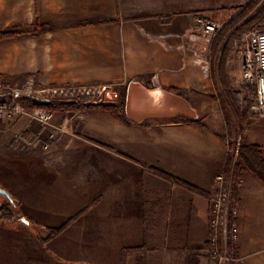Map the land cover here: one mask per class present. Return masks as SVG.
Instances as JSON below:
<instances>
[{"label": "crops", "instance_id": "obj_1", "mask_svg": "<svg viewBox=\"0 0 264 264\" xmlns=\"http://www.w3.org/2000/svg\"><path fill=\"white\" fill-rule=\"evenodd\" d=\"M248 1L0 0V33L16 32L0 39V76L15 90L125 91L130 81L199 90L195 16L221 20ZM243 128L239 139L264 158V117ZM225 135L222 124L134 123L98 109L53 111L47 125L0 119V187L10 195L0 202L11 215L0 219V264H120L124 252V264H210L208 197L228 158ZM237 222L235 264H264V183L248 170Z\"/></svg>", "mask_w": 264, "mask_h": 264}, {"label": "rangeland", "instance_id": "obj_2", "mask_svg": "<svg viewBox=\"0 0 264 264\" xmlns=\"http://www.w3.org/2000/svg\"><path fill=\"white\" fill-rule=\"evenodd\" d=\"M211 16V15H210ZM218 24L217 32L223 27L225 22L229 19L227 15H225L224 19L217 20L212 18ZM210 38L204 37L200 34L199 43L201 47H203L202 51L200 52V58H196L195 67L200 71L202 76L200 89L193 90L189 87L185 89H178L177 93L182 94L191 104V106L197 112L198 120L204 124H207L211 127L217 126L222 124L225 129V139L227 141V157H230L232 162L239 166L243 171V165L239 159L233 160L230 156L231 146L229 141H233L240 137L243 132V126L245 122L252 117L249 111V105L254 100L253 90L247 89L244 87L242 78H241V65L243 60V52L244 48L246 47L247 40H248V33L242 34L240 39H236L229 49L227 53L226 61H225V72L227 77L230 81V87L235 91L234 94V101L232 100V96L226 94L225 89L220 85V79L214 81L212 77L213 69L217 71L218 61L211 57L210 52V43L217 35ZM219 55H217L218 57ZM73 88V91L66 95L61 96H53L47 97L44 93H39L35 87L15 90L14 88L11 89L9 84L5 81V78L0 76V97L1 101L7 99L13 95V93H18L20 95H28L32 98L33 103L37 104L41 100H52L54 102H64L67 104L72 105V107L76 106H87L98 107L99 105H110L114 106L116 111L113 113L124 112V99H125V91H121L120 86L115 83L100 85L98 87L94 86H82V85H66ZM188 86V84H186ZM89 88L95 87L92 92L93 93H85L82 92V88ZM166 90H173L171 87L164 88ZM99 90V91H98ZM116 93V100L114 101H107L104 98L105 93ZM16 101V100H15ZM18 103V102H17ZM19 104V103H18ZM20 105V104H19ZM24 110L31 112L32 110H27L26 108L22 107ZM39 109V107H36ZM34 108V109H36ZM43 109V108H40ZM46 110V109H43ZM49 111V110H46ZM54 111H62V109H56ZM64 111V110H63ZM53 112V111H49ZM112 113V112H110ZM240 142L242 144V139L240 138ZM233 143V142H232ZM0 203L7 205V202L1 201ZM6 219V218H0ZM19 220V218H18Z\"/></svg>", "mask_w": 264, "mask_h": 264}, {"label": "built area", "instance_id": "obj_3", "mask_svg": "<svg viewBox=\"0 0 264 264\" xmlns=\"http://www.w3.org/2000/svg\"><path fill=\"white\" fill-rule=\"evenodd\" d=\"M194 22L204 37L210 38L218 30L217 22L207 12L198 13ZM241 78L244 87L253 90L254 100L250 111L257 117H264V25L253 29L248 34L243 52ZM94 88L83 87L81 90L82 92L92 91ZM72 91L73 88L66 85L43 87L38 90L39 93H44L50 98L66 95ZM24 116H29L42 125H47L51 119V112L40 108L28 112L21 108L12 96L0 102V119L15 120ZM232 142L230 156L236 160L239 157L241 142L239 138ZM214 182L217 184V190L209 197L208 216L211 264H235L237 261L235 246L239 234L238 198L242 185V171L233 184L231 180L225 178L221 171L214 176ZM226 182L229 184L227 187L224 186Z\"/></svg>", "mask_w": 264, "mask_h": 264}, {"label": "trees", "instance_id": "obj_4", "mask_svg": "<svg viewBox=\"0 0 264 264\" xmlns=\"http://www.w3.org/2000/svg\"><path fill=\"white\" fill-rule=\"evenodd\" d=\"M234 13L229 17L227 22L223 25V27L217 32V35L210 43V52L211 57L215 60V58L218 61L217 71L213 69L212 71V77L214 81L220 79V85L225 89L226 94H229L232 96V100L234 101V94L235 91L230 87V81L227 77V74L225 72V61L227 57V53L229 52L231 44L236 41V39H240L241 35L248 33L249 31H252L253 29L264 25V0H249L247 3H245L242 6L233 8ZM39 24L36 25V28L39 29ZM16 34V32H1L0 33V39H3L5 37H10L12 35ZM217 55H219L217 57ZM172 92L177 93L176 90H170ZM12 97L18 102L22 107L26 108L27 110H33L36 107L43 108L49 111H54L56 109H62V110H70V111H76V110H85V109H91L87 106H76L72 107V105L64 103V102H54L52 100H41L39 103L35 104L32 101V98L28 95H20L18 93H15L12 95ZM249 105V111L250 106ZM94 109L107 111V112H115L116 109L114 106L110 105H99L98 107H94ZM252 116H255L252 114ZM183 123L189 124L194 123L198 124L202 128H205V124L198 121V120H182L178 119ZM227 135V134H226ZM230 146H232V141H229ZM239 159L243 165V170H248L252 174H254L260 181L264 183V158L262 156L261 147L257 144H241L239 147ZM240 168L238 165L234 164L230 157L227 158L226 164L221 172H223L225 178L227 180H231L232 184L233 182L239 177L240 175ZM155 174L158 176L172 180L173 182L185 186L197 193H200L195 187H192L191 185H188L184 181L176 178H172L169 175L153 170ZM209 198V197H208ZM0 218H11L10 213L6 210V206L2 203H0ZM75 219L72 218L70 220L71 222ZM69 221V222H70ZM68 222V223H69ZM67 224L64 226H61L59 228L51 229L49 232L48 238H53L55 236H58L65 228ZM206 253L208 258L212 260L211 255L209 253L210 244L207 241L206 243ZM125 256V252L122 254V259L120 261V264L123 263V259ZM211 264V263H210Z\"/></svg>", "mask_w": 264, "mask_h": 264}, {"label": "water", "instance_id": "obj_5", "mask_svg": "<svg viewBox=\"0 0 264 264\" xmlns=\"http://www.w3.org/2000/svg\"><path fill=\"white\" fill-rule=\"evenodd\" d=\"M105 100H116L115 93H105ZM124 114L134 123L150 118H174L195 120L196 110L179 93L160 87L148 88L137 81H130L125 90ZM0 196L10 199L7 191L0 187Z\"/></svg>", "mask_w": 264, "mask_h": 264}, {"label": "bare ground", "instance_id": "obj_6", "mask_svg": "<svg viewBox=\"0 0 264 264\" xmlns=\"http://www.w3.org/2000/svg\"><path fill=\"white\" fill-rule=\"evenodd\" d=\"M89 92H90V93H93L92 91H85V93H89Z\"/></svg>", "mask_w": 264, "mask_h": 264}, {"label": "flooded vegetation", "instance_id": "obj_7", "mask_svg": "<svg viewBox=\"0 0 264 264\" xmlns=\"http://www.w3.org/2000/svg\"><path fill=\"white\" fill-rule=\"evenodd\" d=\"M116 94V93H115Z\"/></svg>", "mask_w": 264, "mask_h": 264}]
</instances>
